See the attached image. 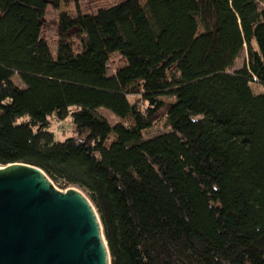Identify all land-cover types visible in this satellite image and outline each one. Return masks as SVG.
I'll use <instances>...</instances> for the list:
<instances>
[{"label":"trees","instance_id":"16d2710c","mask_svg":"<svg viewBox=\"0 0 264 264\" xmlns=\"http://www.w3.org/2000/svg\"><path fill=\"white\" fill-rule=\"evenodd\" d=\"M113 1L61 13L55 57L59 0H0V165L83 190L112 264H264V0Z\"/></svg>","mask_w":264,"mask_h":264},{"label":"water","instance_id":"95a60500","mask_svg":"<svg viewBox=\"0 0 264 264\" xmlns=\"http://www.w3.org/2000/svg\"><path fill=\"white\" fill-rule=\"evenodd\" d=\"M0 264H112L87 194L60 190L40 168L0 165Z\"/></svg>","mask_w":264,"mask_h":264},{"label":"rangeland","instance_id":"374dc122","mask_svg":"<svg viewBox=\"0 0 264 264\" xmlns=\"http://www.w3.org/2000/svg\"><path fill=\"white\" fill-rule=\"evenodd\" d=\"M142 4H145L147 0H141ZM114 1L113 0H59V7H54L50 5L48 7L46 19H45V25L43 28V37L47 40L53 55L56 57L57 55V49H58V42H59V36H58V19L61 13L65 12L69 15H76L78 12H81L83 14H94L98 11V9L111 5ZM75 44L78 46L79 42L76 40ZM247 63V52H244L242 56L238 59L236 65L231 70V72H236L240 69H242L245 64ZM125 64H127V60L121 56L120 53H115L111 55L110 62L108 64V70L109 74L113 75L116 73L118 69L123 67ZM14 81L16 84L20 85L21 87H25L23 83L20 81V78L18 76L14 77ZM251 88L256 95H260L264 93V87L262 85H259L257 83L251 84ZM166 100L171 101L172 99L170 97L165 96ZM131 102H135L137 100V97H130ZM99 113L108 119V121L112 124L118 123L120 120L113 115L111 112L106 111L104 109H100ZM74 127L72 124L71 118H69L65 122H58L56 120H53L50 125V131L55 134L56 140L63 142L66 139L72 137L74 135ZM169 130L167 125L162 122L160 123L154 130L148 132L146 134L147 138L155 137L161 134L166 133ZM58 189L65 191L66 189H62L58 186H56Z\"/></svg>","mask_w":264,"mask_h":264}]
</instances>
